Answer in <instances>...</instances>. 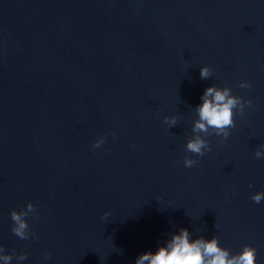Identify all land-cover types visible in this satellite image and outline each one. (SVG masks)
<instances>
[{
	"label": "water",
	"instance_id": "95a60500",
	"mask_svg": "<svg viewBox=\"0 0 264 264\" xmlns=\"http://www.w3.org/2000/svg\"><path fill=\"white\" fill-rule=\"evenodd\" d=\"M212 84L253 103L199 157L186 143ZM259 145L264 0H0V245L22 264H135L181 227L264 264ZM28 202L38 238L21 239Z\"/></svg>",
	"mask_w": 264,
	"mask_h": 264
},
{
	"label": "clouds",
	"instance_id": "9594fccd",
	"mask_svg": "<svg viewBox=\"0 0 264 264\" xmlns=\"http://www.w3.org/2000/svg\"><path fill=\"white\" fill-rule=\"evenodd\" d=\"M213 74V69L204 65L200 68V76L207 79ZM241 88H250L249 81H241ZM201 103L196 106L198 119L192 126L195 133L186 143V151L203 157L211 152L210 141L206 138L211 135L222 136L225 140L231 135L232 128L236 125V116L244 115L246 107L252 105L251 99H244L233 94V90L228 86H218L212 84L208 86L200 96ZM165 123L171 128L178 123L176 115L166 116ZM115 138V132H113ZM107 134L100 135L93 143V148H100L105 144ZM257 158H264V145H259L255 151ZM184 166L191 168L197 160L190 155H185ZM252 187V185H249ZM252 199L260 203L264 201V191L253 194ZM36 205L28 202L23 210L13 209L11 219L14 222L12 232L21 239L38 238L37 234L31 230L28 219L29 213L35 212ZM111 215L110 212L103 214L104 219ZM28 258V253L19 255L8 252L3 245H0V264H13V260L24 262ZM135 264H259L258 249L252 244H245L243 249L233 252L225 247L219 236L210 239L205 236H195L187 227H181L178 231L170 234L165 242L159 243L158 247L140 253Z\"/></svg>",
	"mask_w": 264,
	"mask_h": 264
}]
</instances>
